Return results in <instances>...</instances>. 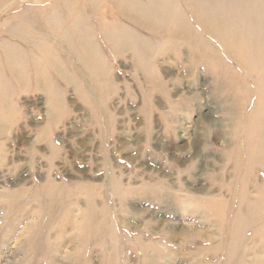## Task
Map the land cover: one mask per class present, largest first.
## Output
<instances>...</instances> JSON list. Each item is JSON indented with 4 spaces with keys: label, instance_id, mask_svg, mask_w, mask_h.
<instances>
[{
    "label": "rangeland",
    "instance_id": "rangeland-1",
    "mask_svg": "<svg viewBox=\"0 0 264 264\" xmlns=\"http://www.w3.org/2000/svg\"><path fill=\"white\" fill-rule=\"evenodd\" d=\"M0 253L264 264V0H0Z\"/></svg>",
    "mask_w": 264,
    "mask_h": 264
},
{
    "label": "crops",
    "instance_id": "crops-1",
    "mask_svg": "<svg viewBox=\"0 0 264 264\" xmlns=\"http://www.w3.org/2000/svg\"><path fill=\"white\" fill-rule=\"evenodd\" d=\"M20 227H21V226H20ZM20 227H19V228H20ZM21 228H23V226H22ZM23 231H24V229H22L21 231H18V233H16V236H17V237H16V238H17L16 240H20V239H21V234H22ZM7 238H8V237H7ZM7 244H8V246L10 245L9 243H7ZM0 254H1V253H0ZM5 262H6V260H4L3 263H2V261H1V259H0V264H5ZM14 264H22V263H18V262H17V263H14Z\"/></svg>",
    "mask_w": 264,
    "mask_h": 264
}]
</instances>
